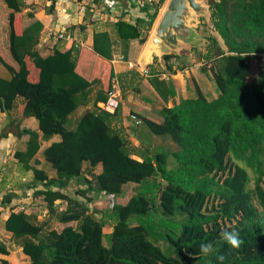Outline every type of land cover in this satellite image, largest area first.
<instances>
[{"label":"trees","instance_id":"16d2710c","mask_svg":"<svg viewBox=\"0 0 264 264\" xmlns=\"http://www.w3.org/2000/svg\"><path fill=\"white\" fill-rule=\"evenodd\" d=\"M4 1L10 9L9 49L17 67L0 52V64L11 75L0 76V111L17 106L20 116L39 122L40 131L5 128L23 141L14 157L24 171L34 172L37 182L29 187L50 215L39 222L35 214L11 209L6 219L5 228L31 257L30 264H264V0H208L213 26L209 43L201 52L193 48L166 55L170 72L176 73L188 67L185 58L196 52V61H204L201 71L214 82L216 98L209 99L197 83L195 97L169 107L177 95L174 81L162 77L161 66L151 67L148 79L165 104L159 108L161 122L129 114L141 120L134 121L138 137L136 127L148 130L149 137H140L147 143L142 148L133 145L121 123L122 101L114 112L99 103H107L118 84L123 99L133 93L146 101L145 76L138 70L119 76L112 61L117 39L123 58L136 59L158 10L124 0V15L134 22L108 20V27L96 28L91 51L96 59L82 65L76 44L62 50L55 43L44 52V23L37 19L26 26L24 0ZM91 13L88 8L87 17L94 21ZM78 27L85 30L87 24L63 30L72 34ZM257 57H263L260 74L250 82ZM90 104L68 127L71 116ZM150 133L161 137L152 139ZM55 135L61 139L43 151L56 171L50 177L33 164L41 163L43 141ZM164 135L177 147L156 149L155 139ZM73 181L77 185L72 190ZM130 184L139 191L126 202L110 201L108 211L92 209L99 197H122ZM53 219L65 226L53 228ZM225 230L239 232L240 248L221 238ZM207 243L213 251L205 255L200 245ZM0 252L9 254L2 240ZM220 255L223 261L217 259Z\"/></svg>","mask_w":264,"mask_h":264},{"label":"crops","instance_id":"0c3cea01","mask_svg":"<svg viewBox=\"0 0 264 264\" xmlns=\"http://www.w3.org/2000/svg\"><path fill=\"white\" fill-rule=\"evenodd\" d=\"M114 1L116 2L118 9L121 12V16L119 19L123 18L124 20L134 22L135 20L134 17H131L130 15H124V9H125L123 3L124 0L123 1L114 0ZM36 2L41 3L42 5L40 6V8L38 7V9H34V13H32L34 17H30V19L27 22L28 24H26V26L29 25L34 20L37 19L41 20L44 23L43 33L47 32V37H45V39L47 40L52 41L51 39L52 36L55 37L59 31L67 27H70L72 25L87 24V28L85 30H82L80 28V33H79L80 35L70 34L72 36V39L70 41H64L66 42L65 45L60 46L56 43L58 47H60L62 50L69 49L74 44H76L82 50L80 55L81 56L80 64L83 63L82 65H85V63H87V60H89L90 57L92 60L96 59L95 55H91V51L93 49L95 29L96 28L103 29L108 27L107 26L108 23H106L108 22V20H111L113 22L118 21L108 18V16L106 15V11L105 12L101 11L103 7L102 8L98 7L99 6L98 4L103 5L105 3V0H36ZM53 3H55V6H53ZM83 3H87V9L93 8L94 11L96 10L94 14L91 13V17H93L92 19L94 21L90 20V17L89 18L87 17L86 10L84 11L82 9ZM94 4H97L96 9L95 7H93ZM29 9L31 10L32 8ZM99 11L103 13L102 16L98 15ZM84 35L87 36L86 41L84 39ZM78 37H81V39ZM113 38L117 39V37L115 36H113ZM117 40L118 43L115 46L114 59L112 61L115 72L120 76V74H124L132 70H138L139 72H141L142 75L145 76L142 82V88H143V95L145 96L146 101L142 99L141 97L142 95H135L133 93H128L127 98L123 99L120 84L117 85V90H116V92L119 95L118 100L119 102L122 101V107H123L122 108L123 120L121 121V123L124 125L127 134L130 135V139L133 145L135 147L142 148V145L143 144L146 145L147 143L141 140L140 137L143 138L144 135L149 137L148 130L141 126H139L140 128L138 130V127H136L139 133V137H138L133 131V129H130L131 127L128 126L131 123V119L129 118L131 116L129 114L131 112H135L141 115H145L157 122L162 121V115L159 113V108L161 107V105L165 103L163 99L160 97V95L157 93L155 88L151 85L148 79L151 67L154 66L157 69H160L161 65L158 62H156L154 65L148 66L145 65L144 62L142 61V56L147 43L144 46H142L141 51L139 52L138 56L134 61H129L124 59L121 42L119 41V39ZM135 45H139V43L136 42ZM81 61L83 62L81 63ZM130 63H133V65H130ZM190 63H192V61ZM11 64L16 66L14 62ZM161 68L163 69V71H165V73L162 74V77L173 79L177 90V95L171 98L167 103L169 107H172L175 104L179 103L182 99L196 96L194 87H192V85L188 81L189 78L188 75H190L191 72L194 71L193 67L190 68L187 67L183 71L177 69V66H175V69H177L176 73L168 72L162 66ZM146 69L148 70L147 74L144 73ZM186 71L189 74H186ZM0 76L2 77L11 76L8 69L5 66L0 67ZM216 97L217 94L213 98ZM103 104H104L103 102H100L99 106ZM87 108H92V104L88 106L80 107L77 110L78 115L75 116L73 123H75L77 119L81 117V115L85 112ZM127 111L130 112L128 115L126 114ZM12 125H15L16 130L18 128L20 129L30 128L33 130L40 131L39 122L37 118L20 116L17 113L16 107H14L13 109L7 112L0 111V182H1L0 210L2 211V215L0 216V240L6 243L9 250V254H3L0 252V263L3 264L2 260L5 259L8 260L11 264H30L31 257L27 255L23 251V247L15 241L13 237V233L5 228V222L11 213V209L20 211L14 206L17 203L16 201H19L18 206L21 205V208L22 207L25 208V212L29 214H33L32 210L30 211L29 209H27L28 204L26 205L27 202L24 203V201L25 200L29 201L30 196L31 197L33 196V190L35 189L30 188L29 186H33V184L37 182L34 176V172L32 170L24 171L22 166L18 164V160L14 157L15 151L24 148V144L23 141L17 140V137L13 133L9 132L8 129L5 128L6 126L11 127ZM132 127H134V123L132 124ZM3 128L4 130L6 129L7 131H4ZM60 139H61L60 135H55L49 140H44L42 143L41 151L38 154V158L41 161V163L33 164L38 168L45 170L50 177H55L56 171L53 169L52 165H50L47 162V160L44 158L43 151L52 142L58 141ZM163 139H165L169 143L168 138H163ZM134 157L141 160V157L139 155H134ZM6 204H8V206ZM60 224H61V228L65 226L62 223Z\"/></svg>","mask_w":264,"mask_h":264},{"label":"rangeland","instance_id":"374dc122","mask_svg":"<svg viewBox=\"0 0 264 264\" xmlns=\"http://www.w3.org/2000/svg\"><path fill=\"white\" fill-rule=\"evenodd\" d=\"M24 2H25V7L24 8H25V11L27 12V17H26V20L24 21V24L26 25V24H28L27 22L30 19V15L29 14L34 13V9H38V7L40 8V6L42 4L41 3H37L36 0H24ZM168 2H169V0H167V3L165 5L164 9L159 12L158 17L156 18V21H155L152 29L149 32H147V33L145 32V34H147V36H148V42H149V39H150L151 35L153 34V32H154V30H155V28H156L161 16H162V14H163V12L165 10ZM36 5H37V8H36ZM29 8H32V9L30 10ZM9 10L10 9L7 6L6 2L4 0H0V37H1L0 38V52L2 53L3 57L7 61H9V63H13L14 59H13V57L11 55V52H10V49H9V45H10V43H9V21H8L9 20L8 17H9V13H10ZM201 29H202V32H201L202 33L201 34L202 37L200 39V46H201L202 49L199 50V49L196 48L199 52H201L204 49V47L209 43V40L207 39V36L213 32V26H212L211 21L208 22L205 19H203L202 24H201ZM71 33L73 35H75V34L76 35H80L79 34L80 33V27L71 30ZM214 34H216L218 36V38L220 39V42L223 44V40L218 35V33L214 32ZM45 37H47V32H44L42 34L43 47H40L41 49L45 48L44 52H48V51H50V49L54 48V46H55L54 44L55 43H57L60 46H63L66 43V42H64L62 40H58L56 38V36L55 37L54 36L51 37L52 41L45 39ZM78 38L81 39V37H78ZM86 38H87V36L84 35L85 41H86ZM148 42H147V44H148ZM147 44H146V47H147ZM186 51H190V50H186ZM182 54H183V52H182ZM196 58H197V55H196V52H194V51H192L188 55V57H186V60H185L186 63L185 64H188L189 68L190 67L194 68L193 69L194 71L191 72L190 75H188V77H189L188 81L192 85V87H194L195 93L197 92L196 91V84L198 83L200 88L208 96V98L212 99L217 94L216 91H215L214 82H213L211 77H209L206 73L202 72L201 69H200V66L204 63V61L197 62ZM262 58L263 57L253 58L252 64H251V74L249 76V81L250 82H254V81H256L258 79L259 74H260V70H261V63H262L261 59ZM191 61H192V63H190ZM182 63H184V60L181 62V64ZM0 67H4V65L0 64ZM147 71L144 72V73L147 74L148 73ZM186 74H189V73L186 71ZM146 94H147V92H146ZM20 100L22 101V99H20ZM15 107L17 109V106H15ZM127 112H126V114L128 115L130 112H128V113ZM17 113H18V109H17ZM77 115H78V111H76L71 116V118H70V120H69V122L67 124L68 127H70L72 125V123L74 122V118ZM129 118L131 119V123L128 126L131 127L130 129L136 130L135 128L132 127V124L134 123V120H132L131 117H129ZM141 127H145V125H142ZM11 128L16 131L15 125H12ZM150 135L152 136V139L154 138V136H156L153 133H150ZM156 137H161V136H156ZM162 137L168 138L169 139V143L165 139L157 138V139H155V142H154V145H155L156 149L169 151V150L177 147V145L172 141V139L169 136H167V135L165 136L164 135ZM151 141L152 140H150V142ZM47 162L51 165V163L49 161H47ZM97 171H99V167L96 169V172ZM76 185H77L76 182H72L69 187H71V189H72V188H75ZM138 191H139V186L137 184H130V185H128L126 187V189H125L126 193L122 197H119V198L110 197L108 199H104L102 197H99L98 199H96L91 204L92 209H94V208L100 209V210L107 209V211H108V209H110V205H111L110 201L112 203L113 202H126L128 197H130L133 194H136ZM29 201L25 200L24 203L27 202L26 203V205L28 204L27 209H29L30 211L32 210V213L36 215V217L39 220V222H43L44 220L49 219L50 215H49L48 210L46 209L45 203H44V201L42 200L41 197H35L33 195L32 197L30 196ZM16 202L17 203L14 206L17 209L21 210V205L18 206L19 201H16ZM99 215H101V214L98 213L97 216L99 217ZM72 224L75 225L76 223L74 222ZM51 226L53 228L61 229V224L59 222H57L55 219H53L51 221ZM105 231L106 232H110L111 231V226L107 225L105 227Z\"/></svg>","mask_w":264,"mask_h":264},{"label":"water","instance_id":"95a60500","mask_svg":"<svg viewBox=\"0 0 264 264\" xmlns=\"http://www.w3.org/2000/svg\"><path fill=\"white\" fill-rule=\"evenodd\" d=\"M203 19L211 20L208 0H170L144 50V64L149 66L158 62L170 72L166 55H181L184 50L193 48L201 50Z\"/></svg>","mask_w":264,"mask_h":264},{"label":"built area","instance_id":"2783aa9c","mask_svg":"<svg viewBox=\"0 0 264 264\" xmlns=\"http://www.w3.org/2000/svg\"><path fill=\"white\" fill-rule=\"evenodd\" d=\"M133 3L138 6V7H148V9L152 12H155L158 10V14L160 12V10L162 9V7L164 6L166 0H132ZM98 7H103V9H101V11L105 12L106 11V15L108 16V18L113 19V20H119L120 16H121V12L118 9V6L116 4V2L114 0H105V3L102 4H98ZM102 5V6H101ZM105 5V7H104ZM93 7H97V4H94ZM82 9L85 11L87 10V3H83L82 4ZM93 14L94 9L91 8ZM99 11L98 15L102 16V12ZM56 38L58 40H62V41H70L72 39V36L67 33L66 30H61L58 32V34H56ZM130 65H133V63H130ZM147 70H145L146 72ZM148 72V71H147ZM118 93L115 91L111 94V97L109 99V101L107 103H104L103 105H101L100 107L114 112L116 110V108L118 107L119 104V100H118ZM131 118L132 120L135 121L136 124H140L141 120L137 117V115L135 114H131ZM21 210H25L24 207L21 208Z\"/></svg>","mask_w":264,"mask_h":264},{"label":"clouds","instance_id":"9594fccd","mask_svg":"<svg viewBox=\"0 0 264 264\" xmlns=\"http://www.w3.org/2000/svg\"><path fill=\"white\" fill-rule=\"evenodd\" d=\"M221 238L227 242L232 248L238 249L243 244V240L240 239V234L238 231H222ZM213 251L212 243L201 244L200 245V252L207 255ZM218 260L223 261L225 257L220 255L217 257Z\"/></svg>","mask_w":264,"mask_h":264},{"label":"bare ground","instance_id":"6f19581e","mask_svg":"<svg viewBox=\"0 0 264 264\" xmlns=\"http://www.w3.org/2000/svg\"><path fill=\"white\" fill-rule=\"evenodd\" d=\"M169 2H170V0H169ZM169 2H168V4H169ZM168 4H167V6H166L164 12L166 11V9H167V7H168ZM164 7H165V6H163L162 9H161L160 11H162V10L164 9ZM164 12H163V14H164ZM163 14H162V16H163ZM162 16H161V18H162ZM161 18H160V20H161ZM160 20H159V22H160ZM159 22H158V24H159ZM158 24H157V26H158ZM157 26H156V27H157ZM155 29H156V28H155ZM154 32H155V30H154ZM154 32H153V33H154ZM151 36H152V35H151ZM145 49H146V48H145ZM24 211H25V210H24Z\"/></svg>","mask_w":264,"mask_h":264}]
</instances>
